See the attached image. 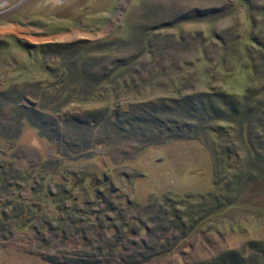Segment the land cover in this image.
Here are the masks:
<instances>
[{"label": "rangeland", "instance_id": "rangeland-1", "mask_svg": "<svg viewBox=\"0 0 264 264\" xmlns=\"http://www.w3.org/2000/svg\"><path fill=\"white\" fill-rule=\"evenodd\" d=\"M137 53L142 54L131 65L137 74L124 83L119 77L122 71H117L114 81L102 85L95 99L89 91L87 96H63L56 84L62 72L57 76L48 72L64 54H74L69 61L84 69L99 61L94 70L103 74L105 64L127 62ZM54 84L55 89L48 90L51 106L43 110L47 115L41 131L27 120L16 124V99L0 102V166L13 172L14 180L9 176L8 182H15L12 189L0 188V207L6 212L0 223V264H57L53 260L122 264L137 251L131 249L132 237H121L127 231L122 226L136 224L130 219L128 224L117 222L114 213L88 212L104 210L105 203L126 207L131 202L146 208L167 197L185 201L207 194L215 181L214 151L203 142L185 140L136 153V138L123 140L125 127L105 147L100 143V128L94 127V119L86 118L92 111L110 109L108 113L117 111L123 115L119 117L131 119L135 106L157 105L163 98L263 91L264 0H0V94L17 88L23 104L29 105L34 86L47 89ZM74 88L71 85L70 93ZM258 97L264 100V91ZM58 103L64 107L56 112ZM8 118L12 120L7 122ZM138 126L135 123L132 130ZM44 130L50 139L43 136ZM236 160L227 161L235 169L226 180L237 172ZM17 175L22 180L16 181ZM82 175L78 183L74 177ZM73 181L77 182L71 190L73 200L85 214H72V218L81 220L85 233L75 236L74 227L66 225L64 240L52 243L45 223H52L49 213L54 206L48 200L70 190ZM63 198L62 205L69 207L73 200ZM230 199L234 204L201 223L176 252L163 254L160 249L140 264H194L244 248L249 254L251 243L264 241V177ZM34 206L44 217L35 218L28 227L25 221L35 215ZM56 214L64 218L63 213ZM114 225L119 234L114 236L112 229L105 234ZM41 235L51 243L40 241ZM167 237L171 241L172 234Z\"/></svg>", "mask_w": 264, "mask_h": 264}, {"label": "trees", "instance_id": "trees-1", "mask_svg": "<svg viewBox=\"0 0 264 264\" xmlns=\"http://www.w3.org/2000/svg\"><path fill=\"white\" fill-rule=\"evenodd\" d=\"M59 47L65 48V46ZM55 53L60 56L62 55V52ZM141 54L137 53L136 57H131L127 62L125 60H118L112 62L110 65L105 64V68L102 69L103 74L96 73L94 70L98 67L99 61L94 60L92 65H88L84 69V66L82 67L76 62L69 61L73 58L74 54H64L62 59L60 58L58 66L48 69V72L56 76L62 72L61 76L57 77L56 84L62 87L64 91L62 92L63 96L65 94L73 95L77 93L86 95L89 91L88 96L95 99L102 85H106V82L112 83L114 81L117 71H122V75L119 77L120 80L123 79L124 83L131 77V74L136 75L137 72H132L134 69H132L131 65L135 63L136 58ZM80 59L82 58H76V61ZM129 68H131L130 72L132 73L128 75L124 71ZM71 85H74L75 88L70 93ZM55 87V84L54 86L50 85L47 89H38L34 86L31 90L33 94L28 96L27 99L30 102L29 105L23 104V97L19 94L17 88L1 93L0 102L13 98L16 99L17 102L15 103L16 105L14 104L15 108L13 110L16 124L21 120H27L31 124L38 126V129L41 131L43 129L42 126L45 124L43 116L47 115L43 110L49 109L51 106L50 100L52 96H50L51 94L48 93V90L55 89ZM263 91L249 89L244 96H236L220 91L211 94L196 93L179 99L163 98L157 105L152 103L135 106L132 108L133 114L131 119H128L127 115L119 117L122 114H119L117 111L108 113L110 109H98L90 112V116L86 120L90 118L94 119V127L98 126L100 128V143L105 147H109L110 141H112L118 129L125 127L123 140L130 141L136 138L134 141L136 153L149 146L185 140L203 142L214 151L215 181L213 190L207 194L196 197L191 196L185 201L167 197L162 203H154L146 208H140L137 204L131 202H126V207L105 203L104 210L88 212L89 214L99 215L103 212L114 213L117 216L116 220L118 219L120 222L128 224L129 222L127 223L126 220L130 219L136 224V226H128V228L122 224V228L124 230L127 229V231H123L125 235L121 233V237L124 236V239L132 237L131 241H135V243L134 245H130L132 246L131 249H137L122 264H140L146 262L151 257L158 255L160 249L163 254L176 252V250L181 248L180 244L190 237L201 223L216 216L220 212V209L229 203L234 204L233 201H230L232 200L230 199V195H233V197L241 195L250 182L262 180L264 177V100H259L258 95ZM37 105H41V107ZM56 105L54 107L56 112L64 107L63 103ZM41 108L42 110H40ZM11 118H8L7 122ZM135 123L139 125L138 130L136 128L132 130ZM220 123L223 125H220ZM133 131L137 132L136 136L132 133ZM42 134L47 139H50V134L46 130ZM55 136L58 139V134ZM86 149L88 148L85 142L84 152L87 151ZM81 157L85 156L81 155ZM234 158L239 159L236 161L240 164L238 169L236 168L237 172L235 175L226 180L225 176L235 169V166L230 165L227 161ZM11 169L14 171L15 168ZM12 173L9 169L5 170V167L2 168L0 166V188L12 189V186H15V182H8L9 176L11 179L14 178ZM67 174L70 175V173ZM20 175L15 176L16 181L22 178V175ZM74 178L79 179L78 183H80L83 175L81 178ZM76 183V181H73L70 190H66V192L58 195H51L52 200H48L54 206V214L52 212L49 213L50 219L52 223L58 222L55 228L52 227L51 222L45 223L49 228L47 233L52 235V243L64 240L66 225H69L72 229L74 227L75 236L78 235L77 233L81 235L85 233L79 223L81 220L72 218V214L75 217H81L85 214L84 208L77 206L73 200L71 190H73L72 187L76 186ZM63 196L65 197L63 200H73L67 208L61 203L62 200L60 199ZM102 196H99L100 201H103ZM56 199L58 200L56 201ZM8 205L7 208L9 207ZM86 207H90V205ZM33 208L35 215H32L29 221H25L28 227V224L34 223L35 218L44 217L35 212L36 206ZM43 212L45 211L43 210ZM58 212L63 213V219L59 218V215L57 216L56 213ZM22 215L18 214L19 217H22ZM5 218L6 212H4V208L0 207V223ZM118 220L117 222H119ZM156 224L158 226L162 224V226L158 228ZM150 225H154V228H150ZM155 226L157 227L155 228ZM20 228L18 227V229ZM109 229L113 230L114 236L119 234L118 227L115 225L113 228L110 227L105 230V234L108 235ZM4 230H7L6 227H4ZM169 233L172 234L171 241L167 237ZM41 240L45 243L47 242V245L51 243V240L48 242L43 235L40 237ZM84 240H87L86 236ZM165 240L168 243L166 245L163 244ZM248 249L250 251L249 254H246L245 248L243 250H229L213 257L211 261L194 264H264V241H255L249 245ZM142 250L144 252H141ZM53 262L61 264V260H53Z\"/></svg>", "mask_w": 264, "mask_h": 264}]
</instances>
